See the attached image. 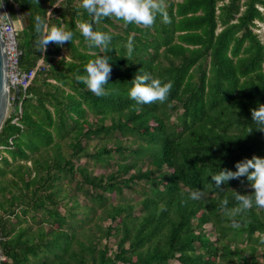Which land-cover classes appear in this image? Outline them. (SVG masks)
<instances>
[{"label": "trees", "instance_id": "obj_1", "mask_svg": "<svg viewBox=\"0 0 264 264\" xmlns=\"http://www.w3.org/2000/svg\"><path fill=\"white\" fill-rule=\"evenodd\" d=\"M3 1L34 76L0 130V264H260L264 207L235 211L236 191L254 189L211 176L264 157L252 116L264 105V0H159L151 26L92 21L82 0ZM38 15L74 40L42 51ZM81 22L111 33L107 53ZM103 54L112 70L98 96L78 76ZM144 73L171 84L165 100L129 96Z\"/></svg>", "mask_w": 264, "mask_h": 264}, {"label": "clouds", "instance_id": "obj_2", "mask_svg": "<svg viewBox=\"0 0 264 264\" xmlns=\"http://www.w3.org/2000/svg\"><path fill=\"white\" fill-rule=\"evenodd\" d=\"M3 0H0L2 6ZM83 8L91 16L92 21L100 22L105 17H115L128 23L142 24L151 26L154 23L158 12H163V6L159 0H82ZM52 12L48 11L47 16ZM47 16L36 17V30L40 33L37 40V47L44 51L49 42L57 45H63L65 42L73 41L75 34L65 25L59 24L49 28ZM164 18L167 20V13L164 12ZM82 35L92 48H100L104 53L108 52L112 35L109 32L94 30L92 22H81L79 25ZM128 55L133 49L131 38L127 44ZM112 65L108 54L97 55L90 60L86 66V75L78 76V79L87 84V86L96 95H104L107 91L108 79L111 75ZM170 83H163L159 78H153L150 73L137 75L132 79V87L129 89V96L133 98L138 105L148 104L153 101H163L167 98ZM253 120L260 129H264V105L252 111ZM235 171L231 169H221L214 174L212 179L215 186L220 189L221 184L227 183L230 179L246 177L248 186L254 189L251 193L241 194L236 191L235 199L239 202L235 211L251 209L254 205L264 207V157L253 155L251 158H243L235 164ZM251 170V171H250ZM203 193L200 189L191 192L192 199H201ZM224 212L232 215L234 209L226 207L227 200L221 202ZM235 224L236 222L233 221Z\"/></svg>", "mask_w": 264, "mask_h": 264}, {"label": "built area", "instance_id": "obj_3", "mask_svg": "<svg viewBox=\"0 0 264 264\" xmlns=\"http://www.w3.org/2000/svg\"><path fill=\"white\" fill-rule=\"evenodd\" d=\"M262 12L264 14V10ZM18 30L19 29L15 26L14 21H11L3 1L2 6H0V37L5 52L6 84L10 100L15 98L16 89L24 92L34 76L33 73H27L19 66L21 51L17 44ZM11 94L12 97H10ZM15 121L16 119L13 120V122ZM3 149V147H0V151ZM4 261H6V258L0 250V263Z\"/></svg>", "mask_w": 264, "mask_h": 264}, {"label": "water", "instance_id": "obj_4", "mask_svg": "<svg viewBox=\"0 0 264 264\" xmlns=\"http://www.w3.org/2000/svg\"><path fill=\"white\" fill-rule=\"evenodd\" d=\"M11 19V18H10ZM26 22L28 21L27 17H25ZM12 21V19H11ZM6 61H5V52L3 48V44L0 37V130L5 121V117L9 108V104H11L12 109L14 110L17 105L18 93L19 89L15 91V98L11 100L9 99V94L7 91L6 84Z\"/></svg>", "mask_w": 264, "mask_h": 264}, {"label": "rangeland", "instance_id": "obj_5", "mask_svg": "<svg viewBox=\"0 0 264 264\" xmlns=\"http://www.w3.org/2000/svg\"><path fill=\"white\" fill-rule=\"evenodd\" d=\"M16 24H17V26H19V27L22 26V23H20L19 21H16ZM258 31L261 33V34H260V37H261L262 41H264V22L262 23V29H261V30L258 29ZM254 32H256V29H254ZM10 97H12V94L10 95ZM10 102H11V100H10ZM12 111H13V109H12V107H11V104H9V108H8V111H7V114H6L5 119L8 117L9 113H11ZM6 157L9 159V156L6 155ZM99 171H101V169H98L97 172H99ZM210 229H211V228H210V225H205V232H206V234H209ZM209 237H210L211 240L214 239V237L211 236V235H209ZM113 241H114V239H111V240H110V244H112ZM114 249H115V247H114ZM255 259H256V261H257L258 263H260V264H264V252H262L261 250H258V251L256 252Z\"/></svg>", "mask_w": 264, "mask_h": 264}, {"label": "crops", "instance_id": "obj_6", "mask_svg": "<svg viewBox=\"0 0 264 264\" xmlns=\"http://www.w3.org/2000/svg\"><path fill=\"white\" fill-rule=\"evenodd\" d=\"M261 12L264 10V8L262 7H257ZM263 13V12H262ZM26 21V20H25ZM256 25L259 27V29L261 30L262 29V23H259V22H255ZM15 26L18 28V29H21V27L17 26L16 22H14ZM257 33H260L258 30H256ZM261 34V33H260Z\"/></svg>", "mask_w": 264, "mask_h": 264}]
</instances>
